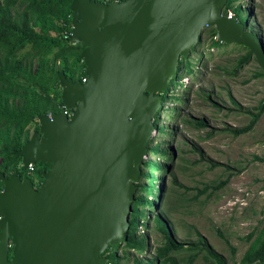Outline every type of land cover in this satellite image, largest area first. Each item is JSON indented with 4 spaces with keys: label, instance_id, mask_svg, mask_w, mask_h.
<instances>
[{
    "label": "water",
    "instance_id": "95a60500",
    "mask_svg": "<svg viewBox=\"0 0 264 264\" xmlns=\"http://www.w3.org/2000/svg\"><path fill=\"white\" fill-rule=\"evenodd\" d=\"M227 2L72 0L70 41L83 47L88 79L60 71L65 109L40 114L14 151L25 168L50 164L40 187L0 173V264L113 263L104 253L128 238L140 167L180 60L215 27L218 41L248 47L264 72V41Z\"/></svg>",
    "mask_w": 264,
    "mask_h": 264
},
{
    "label": "rangeland",
    "instance_id": "374dc122",
    "mask_svg": "<svg viewBox=\"0 0 264 264\" xmlns=\"http://www.w3.org/2000/svg\"><path fill=\"white\" fill-rule=\"evenodd\" d=\"M238 4L243 5L240 10L249 30L264 41V0H235V9ZM210 28L194 48L197 53L191 51L190 55L197 58L191 60L195 73L183 78L184 85L175 89L176 94L185 98L189 94L187 102H168L170 109L160 118L167 126V134L157 132L150 142L163 141L161 145L173 156L164 160L161 155L147 154L145 158L167 163L169 168L160 184L162 191L156 208L147 211L151 215L149 225H144V219L139 227V233L150 238V247L138 253L142 258H153L156 247L164 240L153 221L160 210L174 227L179 241L197 242L199 231L227 258L228 264H242L241 259L254 239L247 235L257 233L264 221V160L257 159H264V107L249 132L235 135L225 130L251 122V113L258 112L264 99V75L254 77L261 70L254 56L239 66L248 47L217 39L212 42ZM174 106L181 107L177 119ZM199 120L205 124L198 126ZM172 176L184 187L175 184ZM225 180L227 184L212 190L213 185H221ZM206 186L210 188L196 199L198 190ZM123 249L121 246L119 255H124ZM194 252L190 248L176 252L183 258L180 264H215L203 253L191 261ZM136 253L130 250L129 259L121 264L132 263Z\"/></svg>",
    "mask_w": 264,
    "mask_h": 264
},
{
    "label": "trees",
    "instance_id": "16d2710c",
    "mask_svg": "<svg viewBox=\"0 0 264 264\" xmlns=\"http://www.w3.org/2000/svg\"><path fill=\"white\" fill-rule=\"evenodd\" d=\"M234 1L228 0L225 8L233 12L238 20L247 23L240 10L243 9V5L238 4L237 12ZM71 3L72 0H0V173L7 176L13 173H18L22 177L30 176L38 187L44 180L43 172L49 169L50 164L38 162V166L29 173L23 166L22 158L15 155L14 151L21 149L29 140L32 128H39L37 117L40 114L58 113L65 109L58 73L64 71L75 81L86 76V65L81 58L83 47L70 41L73 17ZM210 29L212 42L216 43L217 30L215 27ZM246 49L248 52L243 55L239 66L251 58L249 49ZM192 52L197 53V50L193 49ZM194 58L197 60L191 55L180 60L177 79L172 82L169 91L163 93L164 109L155 119L160 135L167 134V126L160 118L170 109L168 102L173 100L186 103L188 100V93L185 98L176 94L175 89L184 85L183 78L195 73L191 61ZM260 75H264L262 69L254 73V77ZM261 102L257 107L258 112L251 113L250 123L244 127L225 130L235 135L249 132L260 118ZM180 108L172 107L176 119L181 114ZM67 112L71 113L72 109H68ZM204 124L202 120L197 123L198 126ZM174 130L172 129V133ZM162 142L150 143L148 155H161L164 160L172 158V153L161 145ZM257 159L264 160L261 157ZM140 168L128 238L124 243L110 245L104 253L114 260L112 264H121L122 260L129 259L130 250L137 253L133 255L132 263L129 264H180L183 258L176 254L186 248L195 251L190 255L191 261L203 253L206 259L215 264H228L227 258L217 252L199 231L197 242L186 244L179 241L174 227L170 225L162 210L154 215L153 221L154 227L164 235V240L156 247L153 258L146 259L138 255L150 247V238L139 233V227L144 224V219L146 220L144 225H149L151 215L147 211L151 212L157 206L156 200L160 199L162 191L160 184L169 165L147 158ZM172 179L175 184L184 187L176 176H172ZM227 182L222 181L221 185H213L211 188L217 191ZM3 187L4 183L0 180V191ZM209 188L206 186L198 190L194 197L197 199ZM247 238L254 239L241 259L242 264H264V221L257 233L252 231ZM121 246L124 248V255H119Z\"/></svg>",
    "mask_w": 264,
    "mask_h": 264
},
{
    "label": "flooded vegetation",
    "instance_id": "af4514ba",
    "mask_svg": "<svg viewBox=\"0 0 264 264\" xmlns=\"http://www.w3.org/2000/svg\"><path fill=\"white\" fill-rule=\"evenodd\" d=\"M95 1L103 2V3H112V2H115V1H119V0H95ZM263 100H264V99H263ZM260 112H261V114H260V116H261L262 113H263V108L260 109ZM32 129H33V130H32V133H33V132L37 131L39 128H38V129H34V128H32ZM30 136H31V135H30ZM37 166H38V163L34 164L31 168L27 167V168H25V169H27L28 172L31 173V172H32ZM21 177H22V176H21ZM27 177H30V176H27ZM22 178H25V177H22ZM32 180H33V179H32ZM35 186H37V188H39L38 185L35 184ZM11 251H12V249H11Z\"/></svg>",
    "mask_w": 264,
    "mask_h": 264
},
{
    "label": "built area",
    "instance_id": "2783aa9c",
    "mask_svg": "<svg viewBox=\"0 0 264 264\" xmlns=\"http://www.w3.org/2000/svg\"><path fill=\"white\" fill-rule=\"evenodd\" d=\"M70 35H71V33H70ZM87 76H85L83 79H82V82H86L87 81ZM34 164H29V168H31L32 166H33Z\"/></svg>",
    "mask_w": 264,
    "mask_h": 264
}]
</instances>
